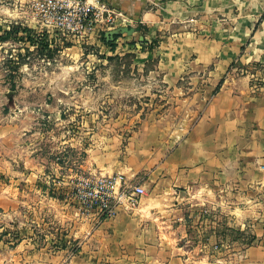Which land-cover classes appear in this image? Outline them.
Wrapping results in <instances>:
<instances>
[{
	"label": "crops",
	"instance_id": "crops-1",
	"mask_svg": "<svg viewBox=\"0 0 264 264\" xmlns=\"http://www.w3.org/2000/svg\"><path fill=\"white\" fill-rule=\"evenodd\" d=\"M98 1L126 14L132 23L125 27L135 29L126 35V47L116 45V36L115 48L107 46L110 54L135 48L145 62H155L167 97L196 120L179 124L144 167L126 174L141 183L138 175L148 170V194L136 210L121 209L101 220L76 209L80 216L68 238L78 240L79 251H25L21 264H264V0ZM62 144L74 148L72 142ZM19 148L16 160L30 171L15 173L39 192L34 184L42 178L44 160L28 154L40 148ZM162 156L152 169L150 162ZM91 164L84 161L76 173L54 164L58 185L70 186L88 171L120 173ZM217 214L229 228L252 233L253 243L235 260H224L208 244L217 241ZM189 223L214 229L207 243L189 245Z\"/></svg>",
	"mask_w": 264,
	"mask_h": 264
},
{
	"label": "rangeland",
	"instance_id": "rangeland-1",
	"mask_svg": "<svg viewBox=\"0 0 264 264\" xmlns=\"http://www.w3.org/2000/svg\"><path fill=\"white\" fill-rule=\"evenodd\" d=\"M77 5L74 0H0V36L19 25L34 30L37 39L48 35L49 49L56 50L52 58L48 49L42 55L29 34L0 42V264H21L25 251L58 252L67 246L71 254L79 251L78 240L68 238L81 213L73 197L78 178L70 186L58 185L54 164L76 173L87 161L89 167L100 165L99 171L128 175L144 167L149 153L159 152L179 124L190 126L196 120L184 107L176 109L157 76L156 63L145 62L135 48L110 54L104 42L101 47L92 44L89 33L60 30L59 12H74ZM94 25H101L103 40L108 27ZM63 141L74 148L63 146ZM23 144L40 148L28 154L31 158L38 153L44 160L42 178L34 184L39 192L15 173L30 171L16 160ZM163 160L150 162L151 168ZM147 173L138 175L144 185ZM213 216L217 241H207L214 230L209 225L189 223V245L215 244L224 260H235L251 244L252 233L229 228L221 214Z\"/></svg>",
	"mask_w": 264,
	"mask_h": 264
},
{
	"label": "built area",
	"instance_id": "built-area-1",
	"mask_svg": "<svg viewBox=\"0 0 264 264\" xmlns=\"http://www.w3.org/2000/svg\"><path fill=\"white\" fill-rule=\"evenodd\" d=\"M78 7L74 12L62 10L57 15L56 24L63 31H78L80 34H91L92 44L98 47L103 45L101 25L104 23L108 29L114 30L128 26L132 20L124 13L101 6L98 0H74ZM78 11V13H77ZM95 16L93 21L92 16ZM104 15H106L104 17ZM101 17L102 20L99 18ZM76 19V24L72 21ZM126 35L116 39V45L126 47L130 41ZM106 38V37H105ZM89 43V42H88ZM147 195L145 186L124 174L97 175L90 174L81 177L73 186V197L79 204L81 214L95 213L101 220L112 219L121 209L134 211L142 199Z\"/></svg>",
	"mask_w": 264,
	"mask_h": 264
},
{
	"label": "trees",
	"instance_id": "trees-1",
	"mask_svg": "<svg viewBox=\"0 0 264 264\" xmlns=\"http://www.w3.org/2000/svg\"><path fill=\"white\" fill-rule=\"evenodd\" d=\"M0 32H2V29H1ZM34 33H35V31L32 30V29L23 28V27H21L19 25H13L9 31H7V30L3 31V34L0 36V42H6V41L10 40L14 36L16 38V35H19V34H21V35L29 34L28 39L30 40V42H32L34 44V43H36V41L34 39H36L38 44L40 45V47H38V50H40L39 52L42 55H44V52L48 49V53H47V55L49 56L48 58H52L55 55L56 50L52 51V50L49 49L50 45L52 44V41H50L49 36L48 35H44L40 39H37V37H36V35H34ZM103 42L110 49L113 50L115 48V43L114 42L107 41L106 38L103 39ZM222 83H223V81L220 82V84L217 87L215 93L220 90ZM14 87H15V85H12V89H14ZM252 243H253V238H252L251 244ZM251 244H249V245H251Z\"/></svg>",
	"mask_w": 264,
	"mask_h": 264
},
{
	"label": "water",
	"instance_id": "water-1",
	"mask_svg": "<svg viewBox=\"0 0 264 264\" xmlns=\"http://www.w3.org/2000/svg\"><path fill=\"white\" fill-rule=\"evenodd\" d=\"M135 33V29L133 28H120V29H116L114 31H110L107 33L106 35V40L107 41H114L116 36H122V35H127L129 37L133 36V34ZM140 43H144V38H141Z\"/></svg>",
	"mask_w": 264,
	"mask_h": 264
}]
</instances>
